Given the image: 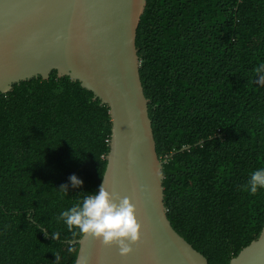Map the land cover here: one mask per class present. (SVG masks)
Instances as JSON below:
<instances>
[{"label": "trees", "instance_id": "16d2710c", "mask_svg": "<svg viewBox=\"0 0 264 264\" xmlns=\"http://www.w3.org/2000/svg\"><path fill=\"white\" fill-rule=\"evenodd\" d=\"M135 47L167 219L228 264L264 225V189L242 188L264 167V0H146ZM109 141L107 108L56 71L0 93V264L75 263L82 235L57 217L98 190Z\"/></svg>", "mask_w": 264, "mask_h": 264}, {"label": "water", "instance_id": "95a60500", "mask_svg": "<svg viewBox=\"0 0 264 264\" xmlns=\"http://www.w3.org/2000/svg\"><path fill=\"white\" fill-rule=\"evenodd\" d=\"M145 6L146 0H0V93L33 78L47 80L51 71L91 92L110 119L101 183L130 199L141 224L127 257L114 244L104 247L82 235L71 242L78 245L74 264L79 257L86 264H208L166 216L167 159L156 153L135 47ZM228 264H264V225Z\"/></svg>", "mask_w": 264, "mask_h": 264}, {"label": "clouds", "instance_id": "9594fccd", "mask_svg": "<svg viewBox=\"0 0 264 264\" xmlns=\"http://www.w3.org/2000/svg\"><path fill=\"white\" fill-rule=\"evenodd\" d=\"M256 83H264V63L256 67ZM71 187L80 188L83 181L75 174L68 178ZM249 195H256L264 189V167L252 171L242 186ZM68 185H61L60 192L67 195ZM73 236L80 234L94 238L108 247L115 245L118 255L127 257L132 252V245L139 242L141 224L137 220L136 208L128 197L121 198L110 193L104 186V181L93 193L83 195L70 208L61 211L57 217ZM58 239L59 232L50 234ZM60 256H55V264H60ZM78 264H86L85 258L79 257Z\"/></svg>", "mask_w": 264, "mask_h": 264}]
</instances>
